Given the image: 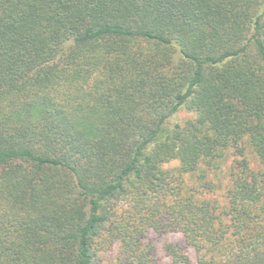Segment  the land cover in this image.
Listing matches in <instances>:
<instances>
[{
	"label": "trees",
	"instance_id": "16d2710c",
	"mask_svg": "<svg viewBox=\"0 0 264 264\" xmlns=\"http://www.w3.org/2000/svg\"><path fill=\"white\" fill-rule=\"evenodd\" d=\"M108 252L264 264V0H0V264Z\"/></svg>",
	"mask_w": 264,
	"mask_h": 264
},
{
	"label": "rangeland",
	"instance_id": "374dc122",
	"mask_svg": "<svg viewBox=\"0 0 264 264\" xmlns=\"http://www.w3.org/2000/svg\"><path fill=\"white\" fill-rule=\"evenodd\" d=\"M191 116H192L191 113L182 109V110H179L172 117V120L182 121L183 119L191 117ZM247 157L249 159L250 166L253 168L255 165H254V161L252 157L249 154L247 155ZM236 159H241V156L232 149L229 156H227V158L220 164L219 168L210 174V179L213 180L216 184L220 185V187L215 189V192H214V196L219 200H221V194L224 190L225 185L227 184L230 169L232 168L233 170H235L233 166H235ZM173 237H176V236H173ZM101 264H113V252L106 253L103 257Z\"/></svg>",
	"mask_w": 264,
	"mask_h": 264
}]
</instances>
